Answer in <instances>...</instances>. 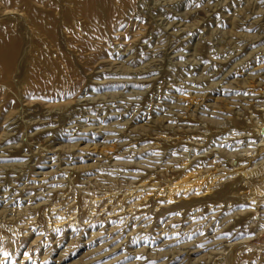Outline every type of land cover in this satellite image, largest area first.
Masks as SVG:
<instances>
[{
    "label": "rangeland",
    "instance_id": "1",
    "mask_svg": "<svg viewBox=\"0 0 264 264\" xmlns=\"http://www.w3.org/2000/svg\"><path fill=\"white\" fill-rule=\"evenodd\" d=\"M0 53V264H264V0H0Z\"/></svg>",
    "mask_w": 264,
    "mask_h": 264
},
{
    "label": "bare ground",
    "instance_id": "2",
    "mask_svg": "<svg viewBox=\"0 0 264 264\" xmlns=\"http://www.w3.org/2000/svg\"><path fill=\"white\" fill-rule=\"evenodd\" d=\"M14 52H15V49H12L11 52H9V54H12V55H13ZM0 55H1V53H0ZM0 59H1V57H0ZM0 61H1V60H0ZM1 64H2V62H1ZM2 66H3V68H5V67L7 68V67H8V66H5L4 64H3ZM178 185H179V183H178ZM173 187H175V185H174ZM185 188H186V187H185ZM174 189H175V188H174ZM225 189H226V188H225ZM164 190H165V189H164ZM164 190H161L160 193L163 192ZM165 193H166V192H165ZM171 200L173 201V199H171ZM68 221H69V220H68Z\"/></svg>",
    "mask_w": 264,
    "mask_h": 264
}]
</instances>
